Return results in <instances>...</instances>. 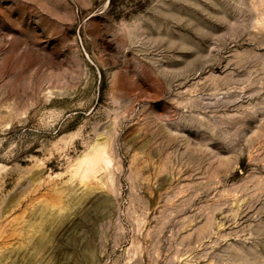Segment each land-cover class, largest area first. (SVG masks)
I'll use <instances>...</instances> for the list:
<instances>
[{
    "label": "rangeland",
    "instance_id": "rangeland-1",
    "mask_svg": "<svg viewBox=\"0 0 264 264\" xmlns=\"http://www.w3.org/2000/svg\"><path fill=\"white\" fill-rule=\"evenodd\" d=\"M0 264H264V0H0Z\"/></svg>",
    "mask_w": 264,
    "mask_h": 264
}]
</instances>
